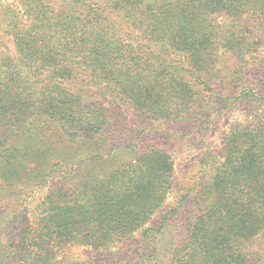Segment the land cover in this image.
Wrapping results in <instances>:
<instances>
[{"label":"trees","instance_id":"obj_1","mask_svg":"<svg viewBox=\"0 0 264 264\" xmlns=\"http://www.w3.org/2000/svg\"><path fill=\"white\" fill-rule=\"evenodd\" d=\"M14 1L0 12V210L50 189L36 226L17 232L20 213H0V264H53L59 245L108 249L139 232L147 264H248L264 231V0ZM234 94L259 121L226 140L167 256L146 227L174 183L157 128H203Z\"/></svg>","mask_w":264,"mask_h":264},{"label":"rangeland","instance_id":"obj_2","mask_svg":"<svg viewBox=\"0 0 264 264\" xmlns=\"http://www.w3.org/2000/svg\"><path fill=\"white\" fill-rule=\"evenodd\" d=\"M0 2L2 14L9 13L13 10L11 7L15 5L14 0H0ZM263 48L264 46L260 50L261 55H264ZM250 74L253 81L254 75L251 72ZM247 105V102L239 100V97L234 94L227 108L221 114L212 115L211 119H208L210 124L203 128L192 124L191 128L184 130L181 134L175 131L177 126L174 124L157 128L155 144L161 145L173 155L174 183L172 189L167 192L162 209L146 227L154 230L156 247L159 250L163 249L167 256L175 250L173 248L182 245L188 233L187 226L198 216L192 199L201 186L204 187L211 182L215 168L224 163L226 140L231 137L234 130L259 121L255 118V113L251 116L252 113L249 112ZM129 116L130 121L138 125L134 115L129 113ZM127 128L131 127L127 126ZM135 133V130L130 132L132 135ZM49 189L50 187H46L17 192L16 196L20 200L4 199L6 204L2 205L0 213L11 211V208L12 211L20 213L16 219L18 223L20 222L16 228L17 232L26 229L27 223L36 226L37 206L45 198ZM178 211L183 213L182 223L176 224L171 221L172 224L162 227L161 216L162 218L170 216ZM57 250L59 252L53 264H147V259L151 257V252L146 247L140 232L129 240L111 245L108 249H94L67 243L59 245ZM3 251L10 254L15 251V248L5 247ZM245 253L248 256V264H264V231L246 243Z\"/></svg>","mask_w":264,"mask_h":264}]
</instances>
